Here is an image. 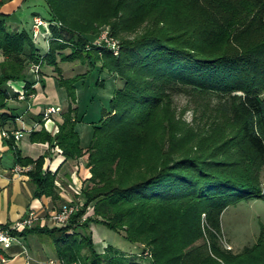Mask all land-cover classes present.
I'll return each mask as SVG.
<instances>
[{"label": "trees", "instance_id": "obj_1", "mask_svg": "<svg viewBox=\"0 0 264 264\" xmlns=\"http://www.w3.org/2000/svg\"><path fill=\"white\" fill-rule=\"evenodd\" d=\"M44 1L50 25L41 53L32 29L18 31L0 14V111L8 109L9 84L20 83L36 94L33 110L42 121L51 106L40 95L47 78L39 86L26 82L30 69L48 65L60 73L58 58L87 66L68 80L53 77L70 104L54 120L57 132L31 134L33 143L58 149L63 164L85 158L84 200L66 227L14 234L53 239L59 264H264L262 230L236 254L219 243L228 207L264 198V0ZM104 28L120 41L117 55L95 42ZM102 73L117 85L82 147L77 126L87 110L74 106L76 84ZM183 94L219 101L189 124L172 108ZM6 120L2 115V125ZM48 156L33 160L16 151L15 160L32 167L35 196L57 200V172H43ZM91 226L143 247L135 255L112 246L100 252Z\"/></svg>", "mask_w": 264, "mask_h": 264}, {"label": "rangeland", "instance_id": "obj_2", "mask_svg": "<svg viewBox=\"0 0 264 264\" xmlns=\"http://www.w3.org/2000/svg\"><path fill=\"white\" fill-rule=\"evenodd\" d=\"M25 1L26 3L22 11L24 29H32V37L34 38L35 44L38 46L39 50L41 49L40 47H42V49L44 50V48H47L48 46V43L46 41L47 38H45V36L48 34L47 27H49L50 25L49 24L47 26V23L44 21L43 17L49 16L47 15V5L44 0ZM35 14H38V16L36 15L32 19V16ZM16 20L17 16L10 22L13 28L16 26ZM31 21L33 22L31 23ZM55 24L58 25L60 23L58 21H55ZM35 31L37 32L35 33L36 35H34ZM103 32H108L109 37L112 40L111 42L116 45L115 50L111 48L112 45L107 46V42L102 41L100 37L95 42L97 44H105L108 48L112 50L114 54H117L118 50L116 49L117 47H119L120 41L111 37L109 30L105 28L102 30L100 36ZM41 52L43 51L40 50L39 53ZM68 52L69 50L66 51V53ZM0 60H3L1 56ZM57 64L58 68L60 69V73H57L54 67L48 65H44L40 68H38V66H33L26 77V82L32 83L34 86L37 85V82H39L41 78H47V86L44 90H42V93H40V95H43V97H48V102L51 104V106L46 107L42 112V121H39L37 119L38 115L30 114V112H32L34 108L33 104H35V101H33L36 96L35 93L27 95L24 92V88H22V91L20 92H14L11 90L10 87L8 88L10 94V98L7 102L8 106L10 107L12 105H23V107L20 108L25 109V117L24 119L23 116L19 117L20 121H29L31 119H35V123L42 122L40 123L42 125V128L45 124L48 123L49 120L55 125L54 120L60 118V115L66 110L67 106L70 104V100L67 98L66 93L64 92V88H61L62 91H59L60 93L58 92V86L55 85L53 77L56 79L68 80L73 76L84 74L85 72H87V66L83 65L78 61L63 62L59 58L57 59ZM97 79L98 82H101L102 80L105 81L102 88H96L91 86V84L96 83ZM115 79L116 78L114 76H108L107 73H102L93 76L92 79L90 78L89 80H86L84 82L83 87H80L81 82L76 84L77 102L76 104H74V106L80 107L79 110H82V108H86L87 110V117L85 119V122L79 123L77 126V130L79 132L82 144H87L91 139L92 132L90 131L89 125H91V123H96L102 118L103 109L106 111L109 110V102H106V93L108 91H111L110 97H112L113 90L117 85V81L114 82ZM22 86L25 87V85ZM37 86H39V84ZM85 92L87 93L88 97L91 96L93 99H87L85 101L82 98ZM173 98L174 107L172 108L175 110L177 116H180V113L184 112V120L189 124H192L195 113L197 114V116H200L199 113L203 111H211L219 101L218 99L212 96L206 95H202L197 99L190 97V95L188 96L184 94L174 96ZM50 108H59V111L48 114L47 110ZM195 110L198 112H196ZM55 127L57 126L55 125ZM30 128L31 127L29 125H26L25 123L23 124V129L25 131L30 132ZM85 164L86 160H84V162L76 161L74 163H65L59 172L58 190H60V192L64 194V196L68 195L71 198L68 201H79L83 203L82 200L84 199L82 198L81 200L80 195L73 196L72 194H70L71 192L68 190V186L71 185L70 176L72 172H76V170H79L80 172L78 177L81 179L84 178L87 173ZM261 184L262 189L264 190V172ZM66 203L67 202H65L63 205H65ZM90 211L91 209L89 208L88 214H90ZM261 230L264 231V198L242 201L236 205H231L222 215V234L219 239L220 246L222 249L230 251L233 254L239 253L245 247H249L256 242ZM91 231L96 247L100 252H102L106 246H112L114 250H116L118 253H123L125 255H135L139 253L141 248L143 247L139 244L133 246L132 244L125 241L122 235L114 233L103 226H91ZM99 238L101 239L100 241ZM51 241L52 243H54V245H56L53 239Z\"/></svg>", "mask_w": 264, "mask_h": 264}, {"label": "crops", "instance_id": "obj_3", "mask_svg": "<svg viewBox=\"0 0 264 264\" xmlns=\"http://www.w3.org/2000/svg\"><path fill=\"white\" fill-rule=\"evenodd\" d=\"M25 3V0H0V14L10 16V21L17 16L14 28L18 31L24 29L22 11ZM36 15H33L32 19ZM26 29L29 30L30 28ZM9 86L14 92H20L23 88L22 84H9ZM110 92L106 93V102H109ZM84 94V97H88L86 92ZM20 107H23V105L8 106V109L0 111V227L13 226L31 211H34L41 218L40 222L42 224L50 214L61 209L63 204L71 199L68 195L64 196L60 190L58 191V175L64 165V158L59 155L58 149H48L47 144L33 143L31 141V134L42 130V125L35 123V119L20 121L19 117L23 116V119L25 117V109ZM30 114L36 115L37 111L33 110ZM2 115L8 118L3 125ZM24 123L31 127L30 132L23 129ZM89 126L91 131V125ZM44 127L53 134L58 131V128L50 120ZM18 131L22 132L21 139L18 141L14 140L13 143L12 134ZM4 132L9 134L8 138L4 137ZM10 142L13 143V146L10 145ZM88 143L82 144V147H86ZM16 151H20L22 158L33 160L49 152L43 172L47 170L52 173L57 172L55 183L57 186L56 194L59 199L54 200L52 197H46L45 195L35 196L36 187L27 175L28 172L15 173L13 171L19 165L15 160ZM84 160L85 158H82L80 161L84 162ZM27 167L32 169L31 166ZM77 171L71 173L70 184L80 187L82 179L78 177L80 171ZM41 224L37 223L35 227L43 228ZM51 240L38 234L19 237V241L14 242L8 249H3L0 246V264H51L50 262L59 264L57 246Z\"/></svg>", "mask_w": 264, "mask_h": 264}, {"label": "built area", "instance_id": "obj_4", "mask_svg": "<svg viewBox=\"0 0 264 264\" xmlns=\"http://www.w3.org/2000/svg\"><path fill=\"white\" fill-rule=\"evenodd\" d=\"M41 21V20H40ZM36 22V21H35ZM41 24V22H40ZM36 31L34 32V35H36ZM100 39L102 41L107 42V46L112 45V49L115 50L116 45L113 44L109 37L108 32H103L100 36ZM101 41V42H102ZM116 50H119V47H117ZM117 52V51H115ZM118 54V53H117ZM115 54V55H117ZM59 108H50L47 110V113H55L58 112ZM4 137L8 138L9 134L7 132H4ZM15 141H18L21 139L22 132H14L12 134ZM31 170L30 167H22V166H16L14 168L15 173H22V172H29ZM68 190L72 193L73 196H79L80 195V187H76L75 185H69ZM83 206L82 202H74V201H67L65 205L62 206L61 209L54 211L52 214L48 216L47 219H45L42 224L40 222V217L34 212H28V214L15 223L13 226H6L0 228V246L3 249H8L14 242L19 241V236L15 235V232H22L25 229H31L35 227L37 223H40L42 227H46L48 229H54V228H63L69 225L72 217L79 212L80 208ZM84 217L81 218V221H84ZM51 264H54L53 262H50ZM29 264V263H28Z\"/></svg>", "mask_w": 264, "mask_h": 264}, {"label": "bare ground", "instance_id": "obj_5", "mask_svg": "<svg viewBox=\"0 0 264 264\" xmlns=\"http://www.w3.org/2000/svg\"><path fill=\"white\" fill-rule=\"evenodd\" d=\"M32 74H33V72H32ZM29 78H30V76H29ZM32 80V79H31Z\"/></svg>", "mask_w": 264, "mask_h": 264}]
</instances>
